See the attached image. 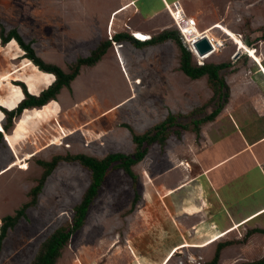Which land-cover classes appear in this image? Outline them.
Masks as SVG:
<instances>
[{"label":"rangeland","instance_id":"374dc122","mask_svg":"<svg viewBox=\"0 0 264 264\" xmlns=\"http://www.w3.org/2000/svg\"><path fill=\"white\" fill-rule=\"evenodd\" d=\"M203 1L186 3L201 30L221 23L242 35L249 49L264 51V0ZM109 2L0 0V24L7 32L17 30L45 63L70 73L78 59L88 57L100 43L109 41V23L106 25ZM131 5L124 4L111 14V33L116 16ZM134 21L132 18L130 23ZM134 33L149 37L141 31ZM214 35L226 38L227 48L204 65L238 60L242 70L256 71L244 53L238 57L233 54L232 36L220 30ZM19 47L15 41L3 44L0 38V108L8 110L25 98L18 83L25 84L33 95H39L55 80L54 75L40 71L24 59L25 52ZM120 52L122 71L111 58L98 67L83 66L71 91L64 88L46 106L26 110L12 124L9 130L12 132L2 136L14 156L3 143L0 145V232L2 218L15 216L20 209L26 210L15 227L8 230L0 251V264H32L47 239L57 229L72 224L74 208L91 183V171L79 162L61 161L33 205L31 191L45 170L40 162L50 163L55 157L79 154L98 159L111 153L132 154L135 144L122 124L143 134L174 113L180 115L179 125L191 127L219 104L207 77L192 80L180 70L181 51L176 42L142 50L127 44L126 60ZM192 64L200 67L193 56ZM232 67L225 69L224 74L238 69ZM226 81L234 92V103H238L242 86L232 76ZM246 87L248 92L257 91L253 82ZM131 92V98L103 115L107 107L121 102ZM91 97H95L99 106H93ZM195 109L204 111L191 115ZM5 118L0 109V128ZM205 132L217 140V129L207 125ZM221 132L224 135L206 149H201V137L197 139L191 128L182 132L181 142L172 132L164 148L159 143L150 146L146 158L133 167L136 179L122 169H112L90 207L83 228L64 247L56 264H78V259L83 264H134L127 252L128 245L136 249L143 264H160L173 247L186 241L202 243L219 232L213 229V216L223 225L231 212L219 209L213 199L207 198V193L201 195L208 200V209L194 216L186 215L184 209L176 206L180 202L178 195L164 198L162 195L172 190L166 189L167 186L179 182L185 173L182 168H176L180 161L190 163L186 174L189 176L199 170L192 165L197 154L201 166L206 167L236 150L237 137L227 121ZM145 169L151 182L144 177ZM136 194L140 200L132 209ZM192 194L198 200L201 198L199 193ZM246 200L245 205L252 199ZM182 234L186 241L179 242ZM246 235V230H236L206 248L184 249L169 264H208L220 243L227 245L221 251L218 264L257 261L255 249L260 248L263 252L259 255L264 257V240L248 244ZM196 236L200 240L192 241Z\"/></svg>","mask_w":264,"mask_h":264},{"label":"crops","instance_id":"0c3cea01","mask_svg":"<svg viewBox=\"0 0 264 264\" xmlns=\"http://www.w3.org/2000/svg\"><path fill=\"white\" fill-rule=\"evenodd\" d=\"M175 1L182 2L185 9L191 16L193 15L189 12L186 3L192 1L204 2L203 0H117L116 2L110 0L107 5L106 25L109 23L108 29L110 30V26L113 22V20H110L111 14L124 4L131 3L132 5L128 10L123 11L116 16L112 34L116 35L119 33H129V31L125 29L124 24L128 22V19L131 18L132 20L133 18L135 20L134 23H128L131 26L132 31H141L147 35L155 37L165 30H175L165 8V2L170 4ZM118 43L124 45L123 48L119 49V51H121L120 53L122 54L124 60H126L124 49L127 44H132L130 42ZM150 47L153 46H146L141 48V50ZM257 50L259 56L263 57L262 62L264 66V51L262 50V53H260L259 48ZM244 55L249 58L248 63L251 64L253 68H256L255 72H253L252 69L248 71L246 68L242 70L240 65L241 62L237 60L232 62L234 65L232 68L238 69L231 70L228 75L227 73L224 74V70L221 73L225 79L232 76L240 83L242 86L239 90L241 101L234 103V92L231 91L230 88L229 102L214 122L201 126L202 139L200 138L201 149H206L212 146L219 138L222 137V135H224L221 130L227 121L230 129H233L235 132L238 147L229 155L206 167L201 166V162L197 154L195 156V162L193 161L194 163H192V165L195 169H199L198 172L187 176L185 175L187 172L184 171L185 173L182 174L179 182L173 184L172 186H167L166 188L175 190L180 185L186 184L185 187L174 193L178 195V198L180 199V202L176 205L179 208L184 209L191 204L196 206L200 205V200L194 197L192 193H199L201 195L205 192L207 193V198L209 197L213 199L215 205H217L219 209H226L229 213L231 212L227 217L228 221L223 225H220L213 216V223L218 231H223L234 224L241 225L237 230L239 232L243 229L246 230V232L253 229H264V72L261 70L260 64L254 61L248 53H244ZM109 58L113 59L115 64H119L121 71L124 69L122 60L117 55L114 46L109 47L107 53L94 67L100 66L106 59ZM131 77L140 79L137 78L138 76L134 75H131ZM250 82H253L256 85L257 91L248 92L246 85ZM131 97L132 92L130 93V96L123 99L121 102L107 107L103 115H108L117 105ZM90 99L94 101L93 106H99L95 97H91ZM16 119L17 118H14L13 120L14 124ZM5 123L6 121L4 120L2 122L3 128ZM207 125L217 129L219 132L217 140H215L216 138L214 139V136H210L209 133L206 134L205 127ZM6 132L11 133L12 131ZM2 134L4 136L5 133L2 132ZM178 141L181 142L182 139ZM2 143L13 155L12 150L3 137L0 145ZM201 198H203L202 195ZM246 199L252 200L245 205ZM182 240L186 241L183 234L179 242H182ZM199 240V236L193 237L192 239V241ZM256 240L263 241L264 235L255 233L248 239L247 242L248 244H252ZM262 252L261 248L255 249V259L259 260L264 258L259 255L262 254Z\"/></svg>","mask_w":264,"mask_h":264},{"label":"trees","instance_id":"16d2710c","mask_svg":"<svg viewBox=\"0 0 264 264\" xmlns=\"http://www.w3.org/2000/svg\"><path fill=\"white\" fill-rule=\"evenodd\" d=\"M137 37H139L137 35ZM0 38L3 44H9L15 41L19 48L25 52L24 59L29 60L40 71L55 76V80L39 95H33L23 83H18L25 94V98L13 109H6L1 107V111L5 114L4 128H0V142L2 139V132L4 137L8 134L14 118L20 117L26 110L32 108H38L46 106L51 100H56L61 90L66 88L69 91L72 90V83L80 76L81 68L83 66L94 67L96 66L103 56L107 53V50L112 46V42L104 41L94 49L88 57L80 58L77 60L76 65L73 66L70 73H66L62 68L57 65L45 63L36 54L31 43L25 42L22 36L17 30L6 31L4 26L0 24ZM116 42H130L136 48H144L146 46H156L164 44L169 41H174L178 44L181 51L180 58V70L192 80H199L203 77H207L208 85L214 92V97L219 100L210 114H207L198 120L194 121L192 126L179 125L177 119L180 115L169 113L166 119L154 127L150 128L143 134H137L134 129L128 124H122L121 127L129 130L132 141L135 144V151L132 154L123 153H111L103 159H98L92 156L79 154L67 157H55L50 163H41L45 170L41 179L38 181L36 187L31 191L32 201L31 204L37 203L38 196L42 192L47 179L58 167L61 161L67 162H79L83 167L91 171V183L87 189L81 202L74 208V217L71 225L61 227L57 229L45 242L40 254L36 257L32 264H56L57 260L62 255V250L74 235H76L84 226L88 212L91 205L99 195V190L103 186L107 176L112 169H122L131 178L136 179V175L133 171V167L141 163L149 152V147L155 143H159L161 148L167 145L171 133L173 132L178 139H181L182 132L191 128L192 132L196 134L197 139L201 137V126L210 122H214L216 118L221 114L230 98V87L221 74L223 70L232 67V63H220V64H205L200 67L193 66L192 54L184 47L180 34L176 30H165L159 35L152 37L147 42H140L136 40L130 33H119L114 35ZM148 38L139 37L140 40H148ZM225 91V92H224ZM204 109H195L192 114H202ZM176 128L174 131L172 129ZM140 200V196L136 194L132 209H134ZM25 208L17 211L15 216H7L1 219L2 227L0 232V251L4 239L7 237L8 230L14 228L17 222L25 215ZM259 233L264 235V229H253L247 232V238L249 239L253 234ZM227 244H219L216 249V253L211 262L208 264H218L221 258V251ZM241 264H264V258L257 261L245 262Z\"/></svg>","mask_w":264,"mask_h":264},{"label":"bare ground","instance_id":"6f19581e","mask_svg":"<svg viewBox=\"0 0 264 264\" xmlns=\"http://www.w3.org/2000/svg\"><path fill=\"white\" fill-rule=\"evenodd\" d=\"M217 30L223 31L226 34H229L230 36H232L231 40H232L233 45L235 46V51H234L233 54L237 55V53H239V54L248 53L253 58L254 61H256L257 63L260 64L261 70L264 72V66H263V62H262L263 61V57L259 56L258 52L255 51V49L254 50L253 49H249V47H247L245 45L244 41L240 38V36L235 34L234 32H232V30H230L228 27H226L225 25H223L221 23H217V24L212 25L211 27H208L207 29H205L203 31H205V33H207V35H209V36H211V35L214 36L217 39L218 42H221L223 38L221 39V38H218V37H216L214 35V32H216ZM218 54L219 53H217L214 50V51L208 53L205 56H200L199 55L198 59L202 63H205L206 61L211 59L213 56L218 55ZM176 168H182L183 171L187 172V171L190 170L191 165H190L189 162L180 161L179 164L176 166ZM143 174L145 175L144 177H146L150 181L149 174H148L146 169L143 171ZM185 186H186V184H183V185H180L175 190H169L166 194L162 195V197L164 198V197L171 196L176 191L182 189ZM199 200H201V204L200 205L196 206V205L191 204L190 206H187V207L184 208V213L186 215H188V216H194V215L201 214L206 209H208L209 203L206 200V198H199ZM240 226L241 225L234 224V225L228 227L227 229H225L223 231L217 232L216 234L212 235L211 238H209L207 241H204L202 243H191V242H188V241L183 242V243L173 247L171 249V251L168 253V255L164 258V260L160 264H169L171 262V260L175 256H177V254L181 253L182 250H184V249L206 248V247L212 245L213 243L217 242L218 240H221L222 238L227 237L232 232L238 230L240 228ZM213 229L217 230L215 225L213 226ZM116 240H118V239H116ZM127 252L131 256V258L133 259L134 264H143L141 262V260H140V256L138 255L136 249L133 246L128 245ZM78 264H83V262L78 259Z\"/></svg>","mask_w":264,"mask_h":264},{"label":"built area","instance_id":"2783aa9c","mask_svg":"<svg viewBox=\"0 0 264 264\" xmlns=\"http://www.w3.org/2000/svg\"><path fill=\"white\" fill-rule=\"evenodd\" d=\"M165 8L172 19L175 30L180 34L182 44L192 54L193 58H195L198 66L204 65V63H202L198 59V56L200 54L196 48V44L200 40L206 38L209 41L210 45L212 46V51L215 50L217 53H220L221 51L227 48V43H228L227 39L223 38L221 42H218L214 36L207 35L205 31L201 30L197 18L188 14L182 2L175 1L170 4L165 2ZM130 21L131 19H128V22L124 24V27L136 40L140 42H147L151 40L152 36L150 35H149L150 38L148 40H143V39L140 40L139 37H137V34H135L134 31H132L131 26L128 24ZM111 26L109 30V40L112 42L117 52V55L119 56L120 55L119 49L123 47V44L118 43L114 40L113 38L114 35L111 33ZM240 36L242 37L243 40V36L242 35Z\"/></svg>","mask_w":264,"mask_h":264},{"label":"water","instance_id":"95a60500","mask_svg":"<svg viewBox=\"0 0 264 264\" xmlns=\"http://www.w3.org/2000/svg\"><path fill=\"white\" fill-rule=\"evenodd\" d=\"M196 48L199 52V54L201 56H205L208 53L212 52V46L210 45L209 41L205 38L200 40L197 44H196ZM239 56V53H237L236 57ZM48 88V87H47ZM46 88V89H47ZM43 91V90H42Z\"/></svg>","mask_w":264,"mask_h":264}]
</instances>
